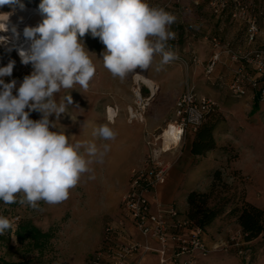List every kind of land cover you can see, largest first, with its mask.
<instances>
[{
    "label": "rangeland",
    "instance_id": "374dc122",
    "mask_svg": "<svg viewBox=\"0 0 264 264\" xmlns=\"http://www.w3.org/2000/svg\"><path fill=\"white\" fill-rule=\"evenodd\" d=\"M195 1H199L202 6L207 3V0H149L151 5L163 7L176 16V22L171 26L175 38L168 41V48L174 52L175 59L168 64H161V57L157 55L147 70L137 69L128 74L124 80L113 78L103 67L101 53L105 46L99 38H93L90 33L82 37L86 48L96 54H91V58L97 71L87 92H83L77 86L76 90L62 91L59 94V96L71 94L72 104L67 106L66 113L56 121V126L58 130L68 133V129L62 125L72 121L74 139L91 141L89 137L91 124L86 121V116H95L96 128L107 123L101 115H97L96 109L103 107L105 113L109 107L115 111V117H118L112 125H109L117 135L115 140L109 142L111 150L103 164L120 167V171H123L135 157L130 147L122 144L121 135L127 132L128 122L130 125L138 124L143 129L145 151L135 163L134 169L143 168L147 157L152 155L153 151L158 162L164 165L168 162L167 157L173 160L187 143L190 145L193 137L194 131L187 129L179 143L171 145L167 150L164 149L163 131L168 125L176 129L174 125L179 123L175 116V103L186 90L191 89L197 98H206L215 103V115L222 117L223 120L218 124L214 135L218 145L216 150L209 154L208 158L195 164L179 186L173 201L175 208L182 212L186 195L190 191L207 192L210 188L209 176L214 170L221 171L222 180L228 187L226 193L229 197L236 199L243 196L249 203L264 208V107L258 113L252 111L253 101L232 96L224 78L220 81L214 79L212 75H206L202 66L198 64L200 62L198 60H202L204 55V47L199 38L200 26L198 27L194 20L197 16L204 17L205 14L194 10ZM39 3L40 0H19V4L0 7V13L12 14L20 8V4L38 10ZM8 7L14 9L8 10ZM192 21L193 26H187L186 23ZM189 38L192 39L191 48L187 47ZM193 58H196L197 62H193ZM12 60L15 61V66L12 75L4 77L6 83L13 79L17 81V78L32 72L31 64H22L16 52L9 53L0 44V67L6 66ZM135 76L150 80L155 85L156 91L151 100L150 89L135 82ZM225 76L228 77V74L226 73ZM135 91L139 94V101L134 96ZM128 110L134 113V119L129 118ZM30 118L39 119L40 114L32 112ZM51 119L56 118L53 116ZM151 123L158 125L155 131H149ZM186 155L187 153L182 160ZM182 160L178 167L182 165ZM105 188H109L106 182L102 181V185L95 186L91 181L87 182L85 177L76 188L71 190L66 201L56 205L41 202L40 210L19 202L5 205L0 201V214L10 220L17 219L14 229H9L0 235V258L20 262L37 257L35 251L28 252L26 246L18 244L12 234L19 224L29 223L40 231H49L53 235L42 257L46 264H88L91 256L83 251L90 250L95 244L104 222L107 221L104 216L108 213L104 211L96 214L95 217L82 218L75 211L86 210L87 201L92 197L103 200L102 190ZM229 208L230 204L226 206V211ZM103 236L104 230L102 238ZM134 237L138 242H143L144 237L139 231H135ZM203 239L208 254L204 261H198L197 264H264V241L256 239L250 243H243L240 230L231 218L220 217L209 229L207 237ZM150 254L156 255L153 251Z\"/></svg>",
    "mask_w": 264,
    "mask_h": 264
},
{
    "label": "clouds",
    "instance_id": "9594fccd",
    "mask_svg": "<svg viewBox=\"0 0 264 264\" xmlns=\"http://www.w3.org/2000/svg\"><path fill=\"white\" fill-rule=\"evenodd\" d=\"M15 4L19 0H0V7ZM38 10L41 22L23 29L30 46L17 49L21 63L31 64L32 72L17 88L15 79L4 80L12 75L15 61L0 67V201L40 210L41 202L66 201L83 178L94 180L93 165L104 163L109 142L117 135L108 123L99 125L92 132L101 141L98 145L73 142L57 129L56 121L72 104L71 94H59L77 86L87 92L97 71L94 52L81 38L88 33L99 38L105 46L103 67L124 80L137 69L147 70L157 55L161 64L175 59L168 41L175 38L171 26L176 16L148 0H40ZM7 14L0 32L10 30L18 39L20 33L9 26ZM9 39L0 35V44ZM32 112L40 118L31 119ZM14 227L13 220L0 214V235Z\"/></svg>",
    "mask_w": 264,
    "mask_h": 264
},
{
    "label": "built area",
    "instance_id": "2783aa9c",
    "mask_svg": "<svg viewBox=\"0 0 264 264\" xmlns=\"http://www.w3.org/2000/svg\"><path fill=\"white\" fill-rule=\"evenodd\" d=\"M207 2L212 15L220 17L227 12L233 21L244 22L249 44L255 43L259 36L264 38V0ZM207 40L214 53L205 67V74L211 75L220 56L224 54L231 63L238 65L232 71L231 80L227 84L230 94L236 98L250 96L254 99L258 96L260 101H264V47L247 53L234 52L217 37ZM179 60L186 64L184 60ZM193 62H197V59L193 58ZM24 77L17 78L19 85ZM215 107V103L209 99L197 98L193 90H186L177 99L174 108L175 116L179 120V123L174 125L178 132L176 143L181 141L187 129L194 131L208 114L215 111ZM166 176V166L158 162L153 151L152 155L147 157L143 168L130 172L128 191L122 199L121 207L142 237L157 243L155 253L158 264H197L208 254L203 239L205 233L193 227L173 204H158L156 214L151 212L150 199L153 190L165 181ZM13 221L16 223L17 219ZM118 230L117 226L104 229L102 245L91 255L88 264H129L134 257L153 251L147 242L144 245L133 240L118 242Z\"/></svg>",
    "mask_w": 264,
    "mask_h": 264
},
{
    "label": "crops",
    "instance_id": "0c3cea01",
    "mask_svg": "<svg viewBox=\"0 0 264 264\" xmlns=\"http://www.w3.org/2000/svg\"><path fill=\"white\" fill-rule=\"evenodd\" d=\"M251 1V0H249ZM262 0H259L258 2H261ZM199 1L194 2V10H198L199 13L205 14L204 17H196V20L194 22H197V26H200V41L204 47V55L202 57V60H198V64H200L205 72V67L207 63L210 61L212 54L214 53L210 43H207V39L210 37H217L223 44L228 45V47L234 51V52H251L255 49H259L264 47V38L262 36H259L255 43L249 44L247 42V27L244 24V22L241 21H233L229 15V13L225 12L222 16L217 17L212 15L211 10L208 6V2L205 6L200 5ZM187 26H193V21L186 23ZM191 37V36H190ZM193 38V36H192ZM191 40L188 39L187 41V47L191 48ZM193 46V45H192ZM193 48V47H192ZM202 61V62H201ZM237 64L231 63L229 61V58L222 54L220 56L219 62L216 63L214 66L213 72L211 73L212 76H214V79H219L220 81L222 78L225 79L226 85L230 82L232 77V71L237 68ZM228 74V77L225 76V74ZM227 77V79H226ZM216 80V81H217ZM154 97V95L151 94L150 100ZM244 99L253 101L250 96L244 97ZM249 105V104H246ZM259 107H264V103L259 102ZM109 108V107H107ZM98 111L97 115H101L106 122L109 125H112L118 117H115L112 122L108 121L107 113L104 108L96 109ZM125 119V118H124ZM86 121H88L90 126V140L91 142H95L98 145L100 144V139L98 137H93L92 132L95 128L96 124V118L95 116H86ZM66 122V121H65ZM127 125L129 126L127 128L126 133H122L121 139L122 144L126 147H130V151L135 155L132 162L129 164L127 169H124L123 171H120V167L110 166L109 164H98L93 165L95 169V179L89 180L86 177L87 182H90L95 185L99 186L102 185V181L106 182V185L109 186V188L103 189V200L101 198L92 197L89 201H87V207L86 210L76 209V214L78 216H81L82 218L96 216V214H99L101 212L106 211L107 216H104V218L107 219V221L104 222V227L102 228V231L100 230V235L95 240V244L92 246L90 250L83 251L84 253H89L90 256L92 253H94L96 250L99 249L102 245V233L103 230L108 227H119L120 232L117 236L118 242L133 240L141 245H144L146 242L151 247L153 252L156 251L158 248L157 243H155L152 240H146L143 239V242H138L137 239L134 237L135 231H138L134 225L132 224L129 216L125 213V211L121 207V202L123 197L128 191V181H129V173L132 169H134L135 163L141 158L145 151V146L143 144V129L140 125L134 124L130 125L127 122ZM73 122L69 121L66 122V124L62 125L65 129H68V133L71 140L75 142L76 140L73 137L72 134V127ZM158 128V125L151 123V127L149 131H155V129ZM71 130V131H70ZM217 128L215 129L216 133ZM147 131V133H149ZM145 132V131H144ZM214 133V135H215ZM192 140V139H191ZM215 138V142H216ZM217 143V142H216ZM191 144V141H190ZM216 146H218L216 144ZM213 151L206 154L205 157L202 158H194L190 154V145L187 143L183 149L178 152V155L173 157L174 159L171 160V158H166L165 160L168 162H165L164 165L167 168V176L163 183L157 185L155 189L153 190L152 197L150 199V208L151 212L155 215L156 214V208L157 205H174L173 202L176 194L178 192L179 186L182 185L185 178L188 176L189 172L194 168L195 164H199L204 158H208L209 154H212ZM187 153L185 158L182 160L183 156ZM182 160V165L178 167L179 163ZM122 193V194H121ZM186 210V201L184 203V209L181 211H178L181 215L184 214ZM93 213V214H92ZM121 225V226H120ZM208 233L205 234V237H207ZM156 254V253H155ZM199 261H204V259H201ZM139 262L140 264H158V257L157 255H152L147 253L144 256H136L131 261H129V264Z\"/></svg>",
    "mask_w": 264,
    "mask_h": 264
},
{
    "label": "trees",
    "instance_id": "16d2710c",
    "mask_svg": "<svg viewBox=\"0 0 264 264\" xmlns=\"http://www.w3.org/2000/svg\"><path fill=\"white\" fill-rule=\"evenodd\" d=\"M14 8L8 7V10ZM259 97L253 100L252 111L260 112ZM216 111L208 114L195 128L190 144V154L194 158L205 157L207 153L216 150L214 131L222 122V117H217ZM210 188L207 192L190 191L186 195V210L184 218L193 227L200 229L205 234L220 217L226 216L235 221L240 230L243 243H250L256 239L264 241V208H258L246 201L243 196L229 197L227 185L222 180L220 170H214L210 174ZM232 198V201L230 199ZM230 204L229 210L226 206ZM16 242L27 247L28 252L35 251L37 257L20 262L6 261L0 258V264H46L42 257L53 238L49 231L42 232L29 223L19 224L12 233Z\"/></svg>",
    "mask_w": 264,
    "mask_h": 264
},
{
    "label": "bare ground",
    "instance_id": "6f19581e",
    "mask_svg": "<svg viewBox=\"0 0 264 264\" xmlns=\"http://www.w3.org/2000/svg\"><path fill=\"white\" fill-rule=\"evenodd\" d=\"M8 14L0 15V23H4ZM43 19L42 15L39 13V10L30 7H23L18 8L12 13L9 17L10 27L15 26L20 33L19 38H14L12 32L9 30L7 32H0V35L9 37L8 44H1L3 49L8 51L9 53L16 52L18 54L17 49L20 47H24L25 49L30 46V41H26L23 36V29L26 26H36L38 23L41 22ZM135 82L141 83L144 86H147L150 89L151 94H155V85L150 81L141 76L134 77ZM135 98L139 101V94L135 91L134 92ZM108 121L112 122L115 118L116 114L115 111L111 108H108L107 111ZM129 118L134 119L135 115L131 110H128ZM138 118V117H137ZM177 131L172 126L169 125L167 129L163 131L162 138H163V145L164 149L167 150L171 147V145L177 142Z\"/></svg>",
    "mask_w": 264,
    "mask_h": 264
}]
</instances>
